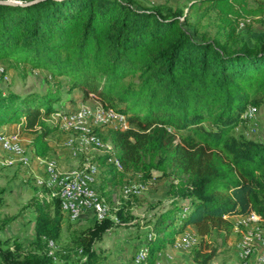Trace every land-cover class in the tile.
<instances>
[{"label": "trees", "instance_id": "obj_1", "mask_svg": "<svg viewBox=\"0 0 264 264\" xmlns=\"http://www.w3.org/2000/svg\"><path fill=\"white\" fill-rule=\"evenodd\" d=\"M185 1L181 7L141 0L0 5L4 73L39 71L48 83L43 93L0 90V135L17 127L28 134L34 158L49 159V138L61 129L46 120L61 111L56 103L78 91L82 100L93 95L128 122L126 130L110 127L105 136L93 131L112 145L122 167L109 163L111 154L100 160L109 166L105 186L123 172L143 182L154 172L172 177L141 264H156L187 227L198 239L188 249L195 264H210L226 247L234 236L232 217L255 213L264 231V142L235 132L250 121V107L264 106V37L245 39L239 30L243 22L264 18V0ZM33 192L21 209L32 215L28 245L1 236L17 216L0 212V264H56L49 253L60 251L65 215L47 187ZM3 194L0 188V209ZM116 218H93L72 234L76 264H97L96 245L130 220L123 209Z\"/></svg>", "mask_w": 264, "mask_h": 264}, {"label": "rangeland", "instance_id": "obj_2", "mask_svg": "<svg viewBox=\"0 0 264 264\" xmlns=\"http://www.w3.org/2000/svg\"><path fill=\"white\" fill-rule=\"evenodd\" d=\"M141 1L146 5L166 2L172 7H181L186 2L185 0ZM206 21V19L203 20V22ZM239 30L245 39L251 35L264 37V18L243 22ZM0 68L3 69L2 66ZM5 75L6 79L0 80V90L3 92L11 91L19 94L29 92L43 93L47 89L48 83L45 79V73L28 71L21 74L17 71H11L5 73ZM69 98L71 99H66V96H64L61 102L55 104V107L61 111L51 115L46 120L48 124L59 125V115L70 113L80 106L94 108L101 105L93 95H90L87 100H82L81 93L78 91L73 92ZM255 109L256 111L249 117L250 121L245 124V127L239 126L235 132L243 133L250 138L264 142V106ZM249 110L246 111L247 114ZM10 128L7 129L9 130L6 133L7 136L11 137L17 134V143L23 153L16 155L5 152L0 145V188L4 191V205L1 207L0 212L2 216H17L2 232L1 236L18 238L24 245H28L33 239L30 219L32 215L27 210L22 212L21 209L33 195L34 189L44 186L41 182L47 180L48 175L46 174V164L37 161L30 151L28 134L20 131L17 127L12 126ZM96 128H99L97 134L100 133L105 136L110 126L90 127L92 131ZM49 140L54 151L50 158L45 161L53 162L58 173L63 175H67L73 170H80L87 164L96 165L98 169L96 188L99 194L103 195L102 198L106 200L110 208V218L117 223L116 213L121 209L125 210L130 218L125 225L112 229L104 240L96 245L97 251L100 253L97 264H133L134 255L138 248L144 245L154 218L167 206L166 194L172 177H162L154 172L153 177L149 181L143 182L139 176L123 172L121 176L118 175L116 177L113 183L105 186V180L110 177L108 173L109 166H102L100 160L108 154H111V156L115 154V150L108 141H102V147L98 148L83 142V138L78 132L64 131L62 129L51 136ZM24 160L27 163H24ZM109 163L111 162L109 161ZM103 186L104 190L102 189ZM126 186L135 187L138 193L125 197L123 188ZM92 220V215L88 213L68 224L67 217L64 216L62 237L58 242L60 251H50L49 253L54 255L56 264H76L77 256L73 253L74 250L71 249L70 243L72 234L87 229ZM239 240L240 237L232 236L228 240L226 247L216 253L210 264H240L236 249V244ZM259 242L261 244L260 240ZM174 250L176 252L168 253L169 258L167 256H157L156 264H195L191 257L192 250ZM61 254H65L68 258H62Z\"/></svg>", "mask_w": 264, "mask_h": 264}, {"label": "built area", "instance_id": "obj_3", "mask_svg": "<svg viewBox=\"0 0 264 264\" xmlns=\"http://www.w3.org/2000/svg\"><path fill=\"white\" fill-rule=\"evenodd\" d=\"M2 79H6V75L4 70L0 68V80ZM255 111L254 107L250 108L245 117H251ZM58 121L60 129L78 132L82 136L83 142L98 148H101L103 144L90 127L110 126L118 130H126L128 128V122L123 114L110 108H104L102 105L94 108L80 106L70 113L59 115ZM0 145L5 152L16 155L23 153L17 143V134L11 137L0 135ZM36 160L46 164L48 179L41 182L42 185L50 190L51 198L60 200L61 210L70 221L78 220L88 213L99 222L110 217L108 204L96 192L95 185L98 175L96 165L87 164L80 170H73L67 175H63L58 173L53 162L45 161L41 158H36ZM109 161L115 165L117 170H122L121 164L114 156ZM24 163H27L26 160H24ZM137 193L138 190L135 187L126 186L123 188L125 197ZM262 222V219L255 213L239 217L237 225L243 227L240 240L236 244L240 264H264V231L261 227ZM149 238L150 235L148 236ZM256 239L260 240L262 245V250L259 253L255 251L253 245ZM197 242L198 239L193 233L186 232L176 240L174 245L177 249L188 250L194 247ZM49 246L55 248L52 243ZM146 254L147 249L142 246L134 258V264L144 262Z\"/></svg>", "mask_w": 264, "mask_h": 264}, {"label": "crops", "instance_id": "obj_4", "mask_svg": "<svg viewBox=\"0 0 264 264\" xmlns=\"http://www.w3.org/2000/svg\"><path fill=\"white\" fill-rule=\"evenodd\" d=\"M7 129H11V128H10V127H7V128H6V133L9 131V130H7ZM51 146H52V145H51ZM61 165H62V164H61ZM61 165H60V167L62 168ZM232 220H233V222H234V224H235L234 236H235V237H239L240 234L242 233V230H243V227H242V226H238V225H237V222H239V217H232ZM186 232L193 233V232H192V229H191L190 227H187V228H185V229L183 230V233H186ZM181 235H182V234H181ZM181 235H179V236L177 237V239H178ZM177 239H176V240H177ZM253 245H254L255 251H256L257 253L261 252L262 249H261V244H260L259 240L256 239V240L254 241ZM174 249L179 250V249H177V248L175 247V245H174V246H167V247H165V248L160 252L159 255H161L162 257L167 256V257L169 258L168 253L176 252Z\"/></svg>", "mask_w": 264, "mask_h": 264}, {"label": "water", "instance_id": "obj_5", "mask_svg": "<svg viewBox=\"0 0 264 264\" xmlns=\"http://www.w3.org/2000/svg\"><path fill=\"white\" fill-rule=\"evenodd\" d=\"M42 0H33L27 3H22L19 1H15V0H0V5H5V6H27V5H31L33 3L39 2Z\"/></svg>", "mask_w": 264, "mask_h": 264}]
</instances>
